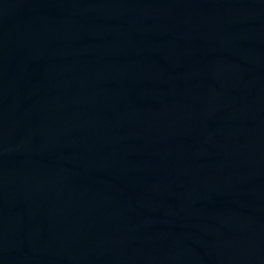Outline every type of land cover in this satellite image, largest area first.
Instances as JSON below:
<instances>
[{
  "label": "water",
  "instance_id": "obj_1",
  "mask_svg": "<svg viewBox=\"0 0 264 264\" xmlns=\"http://www.w3.org/2000/svg\"><path fill=\"white\" fill-rule=\"evenodd\" d=\"M0 264H264V0H0Z\"/></svg>",
  "mask_w": 264,
  "mask_h": 264
}]
</instances>
